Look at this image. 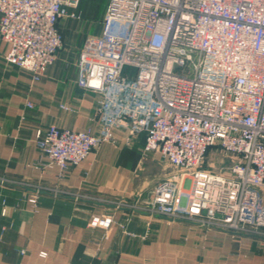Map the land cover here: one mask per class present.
Masks as SVG:
<instances>
[{
  "label": "built area",
  "instance_id": "built-area-1",
  "mask_svg": "<svg viewBox=\"0 0 264 264\" xmlns=\"http://www.w3.org/2000/svg\"><path fill=\"white\" fill-rule=\"evenodd\" d=\"M79 4L0 0L6 62L39 82L63 47L60 20H80ZM79 70L82 87L100 96V130L38 131L46 167L63 179L112 142L115 130L127 132V143L145 134L143 154L160 155L176 173L134 209L264 237V0H109L101 35L83 44ZM212 149L232 158L226 174L204 166ZM29 203L36 210L37 196ZM113 223L94 218L91 226Z\"/></svg>",
  "mask_w": 264,
  "mask_h": 264
},
{
  "label": "crops",
  "instance_id": "crops-1",
  "mask_svg": "<svg viewBox=\"0 0 264 264\" xmlns=\"http://www.w3.org/2000/svg\"><path fill=\"white\" fill-rule=\"evenodd\" d=\"M108 3L85 14L82 24L60 20L63 47L39 82L6 62L9 46L0 37V264H264V237L168 222L134 209L150 199L157 180L143 154L145 134L127 143V132L115 130L112 142L63 179L57 167H46L38 131L52 125L100 130V96L80 84L79 56L96 24L95 36L101 35ZM34 196L36 210L29 203ZM108 217L114 221L109 228L91 226L94 218Z\"/></svg>",
  "mask_w": 264,
  "mask_h": 264
},
{
  "label": "rangeland",
  "instance_id": "rangeland-1",
  "mask_svg": "<svg viewBox=\"0 0 264 264\" xmlns=\"http://www.w3.org/2000/svg\"><path fill=\"white\" fill-rule=\"evenodd\" d=\"M107 1L108 0H80L78 10L81 16V20L76 21V23L82 24V22L86 20L85 14L88 15L95 13L97 14L98 11H100V9L101 11H103V9L106 8ZM94 27L95 28L97 27V31L96 29L93 30L94 35L92 34L90 36H95L98 33V28L100 27L99 24H96ZM187 71H188L187 67L181 70L182 73ZM155 155H156L155 153H151L147 155V157L149 156L152 162L154 163L155 170H157L156 172L157 175L155 177L157 180L155 182L157 183L165 177L175 175L176 173L175 170L166 163H161V161H159L157 157H155ZM232 162L233 161L231 157L224 156L223 154H221L220 151L216 149H212V151L209 153L207 157L204 166L213 171L226 174L227 168L232 164Z\"/></svg>",
  "mask_w": 264,
  "mask_h": 264
}]
</instances>
